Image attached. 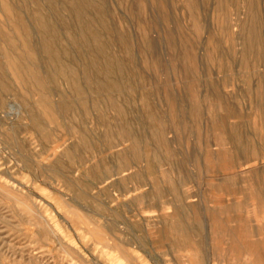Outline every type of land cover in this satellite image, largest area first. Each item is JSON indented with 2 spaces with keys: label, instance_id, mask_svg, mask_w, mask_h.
I'll use <instances>...</instances> for the list:
<instances>
[{
  "label": "rangeland",
  "instance_id": "374dc122",
  "mask_svg": "<svg viewBox=\"0 0 264 264\" xmlns=\"http://www.w3.org/2000/svg\"><path fill=\"white\" fill-rule=\"evenodd\" d=\"M0 264H264V0H0Z\"/></svg>",
  "mask_w": 264,
  "mask_h": 264
}]
</instances>
